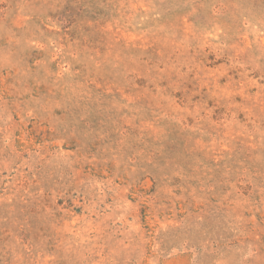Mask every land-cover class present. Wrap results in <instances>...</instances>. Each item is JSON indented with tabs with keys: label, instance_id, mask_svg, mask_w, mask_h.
I'll list each match as a JSON object with an SVG mask.
<instances>
[{
	"label": "rangeland",
	"instance_id": "obj_1",
	"mask_svg": "<svg viewBox=\"0 0 264 264\" xmlns=\"http://www.w3.org/2000/svg\"><path fill=\"white\" fill-rule=\"evenodd\" d=\"M0 264H264V0H0Z\"/></svg>",
	"mask_w": 264,
	"mask_h": 264
}]
</instances>
